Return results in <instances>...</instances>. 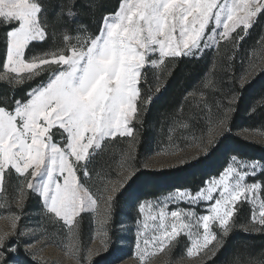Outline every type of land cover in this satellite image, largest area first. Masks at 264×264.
Returning <instances> with one entry per match:
<instances>
[{
  "label": "snow or ice",
  "instance_id": "snow-or-ice-1",
  "mask_svg": "<svg viewBox=\"0 0 264 264\" xmlns=\"http://www.w3.org/2000/svg\"><path fill=\"white\" fill-rule=\"evenodd\" d=\"M75 5L76 0H63L49 21L43 0H0V27L6 29L0 83L12 88L11 95L0 97V191H7L13 179L17 187L26 184L41 199L47 219L63 222L69 234L77 218L104 199L100 187L90 182L93 152L108 138L133 137L135 142L138 131L133 125L143 124L155 99L143 97L140 85L147 82L146 70L158 69L154 75L159 83L165 72L170 76L175 71V66L168 71L170 62L198 59L221 40L239 44L264 14V0H119L117 10L104 14L98 31L91 33L86 24L70 26L77 16ZM86 7L94 12L99 5ZM50 33L51 48L29 58L30 45L45 42ZM41 77L46 78L23 97L15 96L16 88ZM246 83L251 80H241L240 87ZM212 84L209 80L204 87ZM161 90L157 87L156 93ZM232 111L227 108L215 122L221 131L214 134L230 131ZM185 120L179 127L193 130L205 120L213 122L203 110H194ZM208 144L215 147L213 139ZM204 151L208 154L210 149L205 146ZM231 160L236 162L237 157ZM262 172L264 161H240L239 167L229 163L194 193L180 189L165 198L186 202L187 210L169 211L167 204L158 206L152 200L139 203L135 249L141 264L157 253L171 254L182 235L189 241V257L211 251V259L235 230L264 234V180H246ZM133 175L130 172L126 179ZM125 186L119 185L121 190ZM116 195L113 188L99 227L106 251L116 242L106 227L113 220ZM197 202L206 205L204 214L194 210ZM245 203L251 206L250 220L237 225L236 216ZM20 219L14 215V231L0 234V264H16L19 248L10 242L25 235L17 229ZM74 254L78 264H94L91 253L83 257L75 247ZM233 264H264V259L248 255L246 261L238 257Z\"/></svg>",
  "mask_w": 264,
  "mask_h": 264
},
{
  "label": "trees",
  "instance_id": "trees-1",
  "mask_svg": "<svg viewBox=\"0 0 264 264\" xmlns=\"http://www.w3.org/2000/svg\"><path fill=\"white\" fill-rule=\"evenodd\" d=\"M46 4V17L53 20L60 10L63 0H43ZM98 4L93 12L87 4ZM119 0H76L75 11L77 16L70 26L86 24L91 33L99 29L104 14L114 13L118 8ZM65 14L67 9L64 10ZM53 44L51 33L49 39L43 43H33L26 50L28 57L47 51ZM264 47V14H260L245 39L239 44L233 40L221 42L218 47L203 54L200 58H182L170 62L168 71L175 66V71L169 76L167 72L161 76L159 83L154 73L158 69L148 68L147 82L140 85L144 100L149 95L155 96L150 107L143 116V124L134 123L135 154L132 159L134 175L127 182L125 188L114 197L113 220L110 227H117L122 214V207L135 201L152 199L177 189L196 191L204 186L205 181L217 176L227 166L232 156L238 159L264 161V145L249 141L237 134L240 129H264V73H260L240 87L239 79L246 74L258 51ZM264 57V49L263 54ZM231 58V59H229ZM4 59L3 51L0 54V66ZM40 78L23 87L15 89V96L21 98L29 88L39 83ZM213 81L210 87L205 88L207 81ZM166 82V86H164ZM157 87L162 90L157 94ZM12 88L9 84L0 83V97L9 96ZM233 97L238 98L233 100ZM227 108L233 111L228 116L227 127L230 131L218 137L214 144L209 146V153L199 156L180 166L152 170L141 165V158L148 152L164 145L185 144L187 141L202 137L209 127L223 118ZM203 110L212 119L197 126L184 129L179 127L186 122L185 118L193 111ZM128 137L108 138L102 143V148L93 152L89 163L91 171L90 182L98 185L102 190L107 178L115 175V170L121 162ZM257 180H264V172ZM13 183L4 193L12 192ZM95 191V188H93ZM39 201L35 196L33 202ZM29 202V200L27 201ZM27 205V203H26ZM37 209V208H35ZM80 222V236L83 231V218ZM250 220V207L245 203L236 216L235 223L243 225ZM82 223V224H81ZM113 237V235H112ZM17 245L19 253L15 257L16 264H42L33 258L25 249V240L14 237L11 242ZM112 245L110 251L94 258V264H116L123 255ZM115 249V250H114ZM248 255L257 259H264V234H246L242 230H235L227 238V243L211 259L201 264H233L236 258L246 261ZM174 264V263H165Z\"/></svg>",
  "mask_w": 264,
  "mask_h": 264
},
{
  "label": "rangeland",
  "instance_id": "rangeland-1",
  "mask_svg": "<svg viewBox=\"0 0 264 264\" xmlns=\"http://www.w3.org/2000/svg\"><path fill=\"white\" fill-rule=\"evenodd\" d=\"M220 30H222V28ZM5 32L6 29L0 27V54L2 51L5 54ZM241 34L243 35L242 31ZM221 42L224 41L221 40L219 44ZM219 44L214 45L211 50L216 49ZM263 49L264 47L261 48L254 57L249 71L240 77V84L243 79L251 80L259 71L260 66L264 65V57L261 56V54H263ZM211 50H208L203 54ZM29 58H31V56ZM253 68H255V71L252 70ZM2 71L3 69L1 65L0 72ZM41 78L45 79L46 77ZM220 131V128L217 127L214 122L202 137L199 136L195 140L185 142V144L164 145L156 150L146 153L141 158V165L144 168L153 170L180 166L182 165V160L185 161V163L193 161L197 159V157L205 154V146L208 148L211 146L208 144L209 139H213L215 142V140L221 135H216L214 133H220ZM237 134L249 141L258 142L264 145V129H240L237 131ZM125 144V150L121 162L115 170V175L106 179L101 190L104 199H98L95 210L89 209L77 218V224L74 226L73 234L68 233V226L63 225V222L57 223L49 221L47 219L48 214L42 206L41 199L39 198L37 203L33 202L35 196L38 195L28 190L26 184L17 187V181L15 179H13L12 182V192L4 193L3 191H0V234L5 232L12 233L14 231L12 227V217L17 215L22 216V219L16 222L17 229L20 232L25 233L24 236H17V238L20 237L25 240V249L28 250L33 258L42 264H78L77 256L74 254L75 247L80 248L81 256L83 257H87V255L91 253L94 259L106 254L108 251L105 250L104 245L101 242L99 231L100 222L104 217V210L106 207L105 200L113 188L117 190V194L120 193L121 189L119 185H126L130 180L126 179L128 174L130 172L133 173L134 171L132 164V159L135 154L133 137H128ZM240 161L250 160L237 158L236 162H233L230 159L229 163H232L233 166L239 167ZM258 175L255 177L249 176L246 180L248 182H252L253 180L260 181L256 179ZM175 191L176 190H173L159 197L146 200L159 202L158 206L167 204L169 211L175 210L177 207L187 210L190 205L186 202H170L165 199L169 194L174 193ZM28 200L29 202H27ZM143 201L145 200L135 201L128 205H126L125 202L122 207L119 225L113 228V226L110 227L109 222L106 226L107 229L110 230L112 240L116 241L115 247L120 250V256L123 255L122 259L116 264H141V261L136 255L135 249V220L138 215V204ZM21 203H23V208H21ZM247 205L251 207L249 204ZM205 207V204L197 202L194 210L197 214H204L203 209ZM82 215H85L82 220L83 231L81 235H83V237L80 236L79 232ZM117 237H119V239H116ZM179 241V245L174 248L171 254L167 251L157 253L148 260V264H165L169 262L174 264H201L209 260L208 257L212 255L211 251H209L207 253L201 252L194 257H189L187 255V247L190 246L189 241L183 235L179 238Z\"/></svg>",
  "mask_w": 264,
  "mask_h": 264
}]
</instances>
